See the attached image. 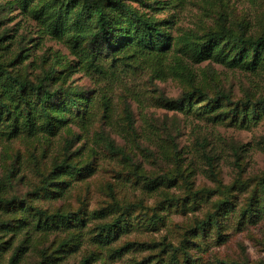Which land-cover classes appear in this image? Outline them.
<instances>
[{
  "label": "rangeland",
  "instance_id": "rangeland-1",
  "mask_svg": "<svg viewBox=\"0 0 264 264\" xmlns=\"http://www.w3.org/2000/svg\"><path fill=\"white\" fill-rule=\"evenodd\" d=\"M24 1L0 0V37H12L0 42V61L34 82L55 68L49 89L76 92L80 110L59 94L53 110L68 120L0 135V222L16 230L0 227L1 262L22 246L27 264L43 249L58 264H264V67H230L232 43L210 57L196 52L223 28L264 35V0H123L165 33L155 50L163 59L148 61L116 52L136 38L128 22H117L111 48L93 42L92 26L79 34L69 24L59 40L42 23L62 21L58 3ZM195 88L204 95L190 94ZM220 93L231 100L212 112ZM64 159L80 174L64 172L43 191ZM39 210L74 216L68 227L35 231ZM120 218L114 237L92 240ZM69 238L73 252L63 258Z\"/></svg>",
  "mask_w": 264,
  "mask_h": 264
},
{
  "label": "trees",
  "instance_id": "trees-1",
  "mask_svg": "<svg viewBox=\"0 0 264 264\" xmlns=\"http://www.w3.org/2000/svg\"><path fill=\"white\" fill-rule=\"evenodd\" d=\"M33 1L34 0H25L24 3H26V8H28L30 4L33 6ZM55 1L56 4L58 3L57 10L61 16L60 18L62 19L60 23L58 22L57 24H54V26L48 25L44 21L43 17L38 15L41 19H43L42 23L45 33L50 34L53 38L64 40V38H66V36L70 33L68 28L69 24H71L75 30L79 31V34H85L84 30L87 27L92 26L96 29V32L92 36L93 42L97 43L99 40H103V42L107 43L111 48L112 44L109 38L110 36L115 35L116 31L119 30L116 26L117 22H128L129 28L136 32V38L121 47L119 46L116 52L121 53V55L129 54L128 56L135 61L144 57L146 58V61L152 59H163L162 55H159V53H156L155 55L157 44H161L165 38L163 30L158 26L157 22L139 15L135 12V10L128 7L123 0ZM241 30L242 33L235 34L229 31V29L223 28L222 31L212 34L213 37L211 39L205 41L201 46L197 47V54L210 57L212 54L210 50L216 48V46L220 43H232L231 50L234 56L231 57V54L227 55V61L230 67L252 71L264 67V35L258 37L252 35L248 36L244 32L243 28H241ZM10 39H12V37H7V41L1 40L0 37V42H9ZM10 44L11 43L5 44V47L3 48L4 51L9 52L11 50ZM79 52H82V49H78V53ZM19 56H22V53H19ZM26 56L27 53L22 56V58H25ZM3 62L4 61H0V135H5L9 132L13 133L11 127L16 128V126L21 123V126L28 128L30 132L37 133L45 128H52L55 120H68V117L66 116L55 115V111L53 110L52 106L55 105V98L59 94L70 101L73 107L80 110L78 107V94L76 92L68 88H62L61 91L49 89L48 84L51 82L54 75L57 74V70L55 68L50 67L41 81L34 82L32 80L13 75L11 70L7 69ZM27 92L36 95L40 104L39 106H37L35 102L31 104V101H29L26 96ZM190 94H199L200 96H203L204 92L200 88H195ZM221 98H225L226 101L231 100L228 94L220 93L215 101L216 107L213 106L210 108L212 112L217 108V106H219L217 103L219 102L218 99ZM21 102L24 103L21 108H26V114L19 109L20 105L18 104ZM205 108L209 109L208 107ZM109 110L110 105L108 103L106 108L108 116ZM58 112L64 114L67 113L64 109H60ZM3 114H6L5 118H3ZM11 117L14 119V124L10 121ZM20 117L23 118L22 121L20 120ZM111 142L113 143V141ZM211 161L212 158L208 156V162L211 165V170H213V164ZM64 172L80 174L81 170L64 159L61 163H57L54 166L50 175L47 176L48 179L45 178V187L43 191L49 190L51 185L55 183V180L64 174ZM249 212L253 213L252 210ZM94 214L97 217H106L105 211H99ZM35 215L38 219L34 221V230L44 232L52 230V227H68L72 223V218L74 216V214H64L61 212L48 214L46 211L41 210L35 213ZM122 220L123 219L120 218L115 220L113 223H105L101 225L97 231L96 237L92 240L95 242L110 240L116 235L117 229ZM81 223L83 224L84 222L81 221ZM0 227L2 228L1 230L4 229L8 232L16 231L8 221H1ZM72 242L73 238L65 239L63 242V246H65V249L63 250V258H67L73 252V247H69L68 249L66 248ZM77 249L78 248H75L74 251ZM27 252L28 249L26 247H18L9 258L7 264H27L25 263ZM59 260V257L51 260V256L47 255V251L43 249L40 260L33 264H58ZM0 264H3L1 262V253ZM80 264H89V258H83Z\"/></svg>",
  "mask_w": 264,
  "mask_h": 264
}]
</instances>
